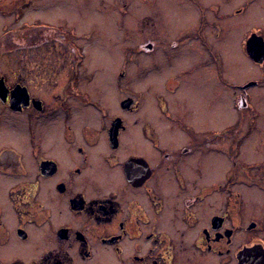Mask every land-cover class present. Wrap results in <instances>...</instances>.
Here are the masks:
<instances>
[{"label":"flooded vegetation","instance_id":"flooded-vegetation-1","mask_svg":"<svg viewBox=\"0 0 264 264\" xmlns=\"http://www.w3.org/2000/svg\"><path fill=\"white\" fill-rule=\"evenodd\" d=\"M188 1L189 36L206 49L196 56H207L204 67L215 68L212 31L253 11L260 23L243 30L238 48L264 63L246 50L252 34L264 43V0ZM7 14L0 0V264H264V199L248 198L255 183L264 187V157L242 156L256 117L216 130L213 72L151 71L177 62L169 61L171 46L179 57L195 53L177 48L183 31L168 50L145 44L157 53L147 75L159 87L136 90L132 60L105 75L94 68L100 60H88L83 46L89 34L31 25L8 41ZM44 27H52L46 36ZM217 76L234 89L237 113L248 108L249 89L264 83L233 84L219 69ZM150 90L158 91L159 124Z\"/></svg>","mask_w":264,"mask_h":264},{"label":"rangeland","instance_id":"rangeland-1","mask_svg":"<svg viewBox=\"0 0 264 264\" xmlns=\"http://www.w3.org/2000/svg\"><path fill=\"white\" fill-rule=\"evenodd\" d=\"M239 1L235 0L236 3ZM221 5L224 7L222 3ZM191 7L192 5L188 0L184 2L183 0H7V40H14L15 30L18 28L25 30L31 25L35 27L59 24L64 28L72 27L77 34L83 32L85 35H90L85 39L83 46L89 49V52L86 50L88 60H100L99 63L95 62L94 68H98L99 72L105 75V72H108L110 68L113 71L120 70L124 66L123 60H132L131 70L130 68L129 70L134 76V87L136 90H145L148 83L156 84V87H159L154 82L156 75H147L151 68V56L149 57V55L154 52L148 53L145 44L152 43L153 48L157 46L168 50L176 35L183 31V43L177 48L185 49L187 47L188 51L195 53H187L191 56L184 58V52H182L183 57H179L181 54L179 50L171 46L173 48H170L169 61L174 58L177 62L174 61L171 66L159 63L161 72L159 73V69L156 68H152L151 71L157 72V77H162L169 72L178 70L184 72L192 66L199 65L196 71L201 76L210 77V73L213 72V85L210 86L214 88L215 107L211 117L213 121L210 122V125H213L216 130H221L222 125L234 123L238 117L242 118V121L247 118L255 120L256 117L258 126L247 138V142L243 144L242 156L245 154L248 159H261L264 157V83L249 89L247 92L249 106L248 108L247 106L241 107L240 113H237L231 106L234 89L222 85L217 76L219 69L221 71L219 77L228 79L227 82L233 84L256 79L264 81V63L255 64L251 62L238 48V40L242 36L243 30L248 26L260 23L257 11L248 14L249 18L248 16L246 18L239 16L226 18L220 22L219 31L217 29L212 31L214 34H219L218 37H215L216 42L213 49L214 68V66L204 67L202 61L208 56L206 49L200 42L191 40V35L189 36V34H193L190 31V26L194 21ZM219 18L221 15L215 14V19L218 20ZM242 18L244 21H240ZM262 22H264V18ZM21 24H24V27L20 26ZM48 28L52 27H44L39 34L46 36ZM207 33L210 34V32ZM154 39L156 40L154 41ZM10 44L12 46L13 42ZM45 45L40 55L41 53L48 54V43L46 42ZM167 50L166 52H169ZM201 52L207 56L196 59V56L200 55ZM107 57H110L112 62L107 61ZM181 59H183L182 64L179 62ZM157 61L160 60L157 58ZM3 64L5 65V62ZM112 64H115V67ZM6 67L7 71L14 70V51L8 52ZM203 89L208 90V87L205 86ZM150 92L151 120L153 123H158L160 121L159 111L154 103V97L158 91L150 90ZM256 113L258 115L254 116ZM253 188H255V191H252L254 194L248 198L264 199V187L255 183ZM249 193L250 191H248Z\"/></svg>","mask_w":264,"mask_h":264},{"label":"water","instance_id":"water-1","mask_svg":"<svg viewBox=\"0 0 264 264\" xmlns=\"http://www.w3.org/2000/svg\"><path fill=\"white\" fill-rule=\"evenodd\" d=\"M246 50L250 58L253 59L254 61L260 62L264 58V43L262 39L255 34H252L248 38L246 42ZM246 253L251 254L250 252H246ZM257 255L258 254L255 253L252 255V257L254 256L255 258ZM243 256L241 257V259L243 258Z\"/></svg>","mask_w":264,"mask_h":264},{"label":"bare ground","instance_id":"bare-ground-1","mask_svg":"<svg viewBox=\"0 0 264 264\" xmlns=\"http://www.w3.org/2000/svg\"><path fill=\"white\" fill-rule=\"evenodd\" d=\"M188 11V8L186 9ZM190 11V10H189ZM192 11V10H191ZM107 61L112 62L110 57H107ZM112 69V68H111ZM227 98V97H225Z\"/></svg>","mask_w":264,"mask_h":264}]
</instances>
